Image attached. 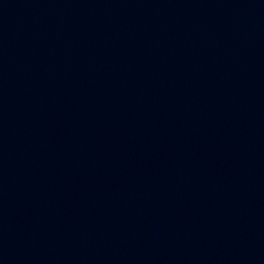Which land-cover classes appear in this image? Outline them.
<instances>
[{"label": "water", "instance_id": "1", "mask_svg": "<svg viewBox=\"0 0 264 264\" xmlns=\"http://www.w3.org/2000/svg\"><path fill=\"white\" fill-rule=\"evenodd\" d=\"M0 264H264V0H0Z\"/></svg>", "mask_w": 264, "mask_h": 264}]
</instances>
